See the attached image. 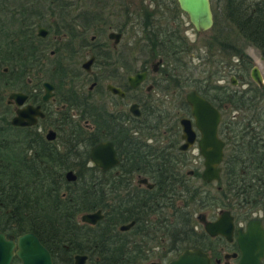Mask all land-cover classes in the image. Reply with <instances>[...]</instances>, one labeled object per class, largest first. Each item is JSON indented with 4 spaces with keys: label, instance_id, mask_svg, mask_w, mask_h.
<instances>
[{
    "label": "flooded vegetation",
    "instance_id": "af4514ba",
    "mask_svg": "<svg viewBox=\"0 0 264 264\" xmlns=\"http://www.w3.org/2000/svg\"><path fill=\"white\" fill-rule=\"evenodd\" d=\"M40 1L0 0V134H15L13 161L22 144L28 167L57 184L59 205L51 212L58 222L48 225L44 214L41 227L18 226L17 179L9 180L14 203L5 209L7 181L0 178V264H24V233L43 248L44 255L33 249V264H47L45 253L50 264H170L191 248L202 250L208 264H264V133L249 125L264 119L254 99L264 96V77L241 44L264 63L258 47L222 10L217 22L211 4V26L199 32L176 0H42V9L53 7L57 16L35 27ZM35 54L41 66L33 65ZM255 67L260 84L251 76ZM190 91L219 112L216 180L201 175L202 134ZM14 92L24 101L11 98ZM25 105H37L42 115L13 125ZM184 118L194 133L188 138ZM103 142L105 168L89 157ZM96 210L94 223L80 219ZM211 222L218 225L209 234Z\"/></svg>",
    "mask_w": 264,
    "mask_h": 264
},
{
    "label": "water",
    "instance_id": "95a60500",
    "mask_svg": "<svg viewBox=\"0 0 264 264\" xmlns=\"http://www.w3.org/2000/svg\"><path fill=\"white\" fill-rule=\"evenodd\" d=\"M176 2L178 7H181L186 13L187 17H189V22L192 23L197 31L201 32V30H207L210 28L213 16L211 12L212 7L210 6L209 0H176ZM36 33L40 37L45 36V26L36 28ZM256 69L257 67H255L253 70L251 76L255 81H257V83L260 84L261 77L256 74L258 73ZM43 86L47 88L49 85L47 82H44ZM10 97H16L19 103L23 102L25 98V96L19 92L12 93ZM46 97L47 92L42 99H46ZM186 98L191 104L190 108L193 114L192 116L194 118V123H196V127L202 134L200 137L201 154L204 155V165H206V168H204L201 175L205 181L210 179L216 180L219 178L217 167L220 156H222L221 146L223 145V143L216 137V124L218 123L217 120L219 112L215 110L208 101L200 98L195 91L187 92ZM36 114L42 115L41 110L38 109L37 105L36 107L25 105L24 108L17 109V113L11 119L12 124H18L22 126L35 123L34 116ZM180 123L183 125L182 131L186 138H188L189 135L192 136V134H194L190 128L191 125L188 118L181 119ZM105 144L106 143L103 142L101 144L92 145L91 152H89L90 159L97 162V164L103 168H105L108 165L107 163L110 161L106 152L107 148L104 147ZM65 177L67 180H71L75 177V173L73 171H68L65 174ZM97 218H100V212L98 210L94 211L93 213L86 212L80 217L82 221H87L88 223H94ZM217 225V222L205 223V228L207 229V232L211 234ZM30 244H33L34 248L29 247ZM18 248V254L21 255V258H24V264H33L34 259L38 258L32 254L33 249H36L38 253L43 254V248L38 245L35 236L32 234L24 233L21 235L18 240ZM45 258L46 263L50 264V257H48L47 253H45ZM208 262L209 261L202 250L200 251L198 249L191 248L186 250L183 249L177 258L174 259L170 264H208Z\"/></svg>",
    "mask_w": 264,
    "mask_h": 264
},
{
    "label": "trees",
    "instance_id": "16d2710c",
    "mask_svg": "<svg viewBox=\"0 0 264 264\" xmlns=\"http://www.w3.org/2000/svg\"><path fill=\"white\" fill-rule=\"evenodd\" d=\"M222 1L224 2V7L222 8L224 16L231 24L235 23L238 34L245 37L249 43L257 46L261 55L264 57V0ZM49 2L52 4V2L57 3L61 2V0H49ZM52 10L53 7L50 8V14L53 13ZM34 14L37 16V19H42L43 14L40 10L35 8ZM39 22L36 21L33 24L36 26ZM42 59L38 57V54L33 55V65L41 66ZM258 123L259 130L264 133V119L259 118ZM7 134L9 133L0 134V178L7 181L3 183L1 190L3 194L8 195L5 199L6 201L2 200L3 205L7 207L5 209L11 208V204L14 203L10 201L12 185H10L9 180L16 178L19 197L15 205L18 207L17 210L20 216L18 226L36 225L41 227L45 224L44 214L49 215L47 217L49 221L48 225L52 226L57 224V216L51 212L56 209V205H59L57 184L52 181L46 182V179L49 177H47L48 174L44 170L33 169L31 166L28 167L29 164L27 165L25 160L22 159V156H19L20 154L22 155L19 148L22 144L17 148V152L19 153L17 162L13 161L14 152L12 142L5 139L6 137L9 138V136H6ZM5 185L8 186L6 187ZM233 187L234 185H228L227 191L228 189L232 191L234 189ZM26 211H29L28 216L32 217L31 223L27 219Z\"/></svg>",
    "mask_w": 264,
    "mask_h": 264
},
{
    "label": "rangeland",
    "instance_id": "374dc122",
    "mask_svg": "<svg viewBox=\"0 0 264 264\" xmlns=\"http://www.w3.org/2000/svg\"><path fill=\"white\" fill-rule=\"evenodd\" d=\"M42 1V0H41ZM40 1V2H41ZM133 0H131V2H132ZM33 2L35 3L36 2V0H33ZM143 2H147V0H144ZM210 4H211V6L213 7L212 8V10H213V14H214V16H215V19H216V21L218 22L219 20H221L223 17L220 15L221 14V10H222V8L224 7V3H223V1L222 0H210ZM44 5V3H42L41 2V6H40V10L42 9V6ZM42 11H44V16H43V19H42V21H40L39 22V19H37V16H34L33 17V21L34 22H39V25H46V21L47 22H49V19H51L52 17H56L57 15L56 14H51L50 16H48L49 15V13L51 12L50 10H48V11H46V9L45 10H43L42 9ZM41 11V12H42ZM46 18V19H45ZM181 18H184L185 20H187L188 18L186 17V16H184V15H182V17ZM37 26V25H36ZM35 26V27H36ZM217 26V25H216ZM227 33H229V32H227ZM190 38H193V39H196L195 37H194V34H191V36H190ZM241 46H242V48H244L245 47V52L249 55V57L252 59V60H254V62H258L257 64H259V67H261V71L263 72V77H264V63L261 61V59H260V57L258 56V52H257V50L255 49V48H253L252 46H249V44L246 42V41H244L242 44H241ZM201 50H202V48H201ZM6 57V56H5ZM251 60V61H252ZM9 61H11V59H7V58H2L1 59V63L3 62V63H8ZM15 63H16V65L18 64L19 65V61H18V59H16L15 60ZM2 65H0V67H1ZM35 68V67H34ZM35 70V69H34ZM33 70V71H34ZM0 71H1V68H0ZM264 99V96H262V95H256L255 97H254V99H256V100H258V106H260L261 105V108L263 109V111H264V100L262 99V98ZM248 111V110H247ZM247 111H245V112H243L242 111V114H245V113H247ZM244 124V123H243ZM251 124H253V126H255V129L254 130H256V131H260V133H262V131L261 130H259V128L257 127V123H255V122H252V123H250L249 125H251ZM1 133H4V132H1ZM11 135V136H10ZM15 134H11V133H9V134H7L6 136H9V138L8 137H6L5 139H7V141L8 140H10L11 141V139H12V137L14 136ZM21 136V135H20ZM25 139V135L23 136V138H22V140H24ZM11 145V144H10ZM13 149V148H12ZM13 150H15V149H13Z\"/></svg>",
    "mask_w": 264,
    "mask_h": 264
}]
</instances>
